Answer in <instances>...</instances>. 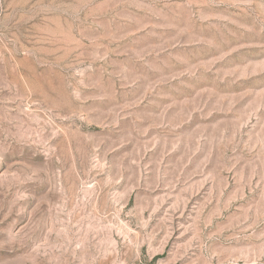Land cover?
Listing matches in <instances>:
<instances>
[{
    "label": "rangeland",
    "instance_id": "374dc122",
    "mask_svg": "<svg viewBox=\"0 0 264 264\" xmlns=\"http://www.w3.org/2000/svg\"><path fill=\"white\" fill-rule=\"evenodd\" d=\"M0 264H264V0H0Z\"/></svg>",
    "mask_w": 264,
    "mask_h": 264
}]
</instances>
